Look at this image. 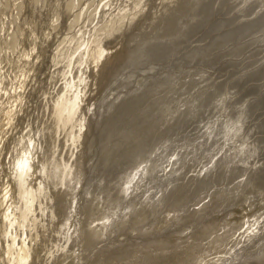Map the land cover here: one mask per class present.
<instances>
[{
  "label": "rangeland",
  "instance_id": "rangeland-1",
  "mask_svg": "<svg viewBox=\"0 0 264 264\" xmlns=\"http://www.w3.org/2000/svg\"><path fill=\"white\" fill-rule=\"evenodd\" d=\"M127 1H130V0H0V150L2 148V153H1V158H0V264H14L15 259L11 258V260L8 261V258L10 257L11 251L15 247H18L20 244H22L23 247H26V249H31L33 245H42L43 234L45 232V228L47 225H50L51 221H53L55 228H58L57 230L65 228V226L63 225L57 227L58 224H57L56 219L50 220L48 218L50 215L46 212L44 213V211L40 208L44 201V199H42L44 196V190H41L40 192H38V197L36 198L34 194L30 195L29 198L33 199L34 204H30L27 206V209L25 210V213H24V222L20 218V215L17 217V221H16L14 216H15V213H17L16 211L18 209L16 210L15 208V212H14V203L10 199V193L8 191V188L11 182V177L15 175H19L21 171L25 170V168H27L29 164L28 163L29 161L30 162L35 161L34 159L37 154L38 144H37V140L32 142V144L30 143V140L33 134L34 136H36V134L38 133V131L36 130L38 129L39 123H44L45 121L49 119V117L52 118V120L51 122H48L49 124L45 127V129L47 130V134L53 137L52 127H53L54 115L52 114L48 115V112H46V116L40 119L41 115H38L37 112L39 113V110L42 108L44 109V107L47 105L48 106L53 105L54 102L58 100L59 96L68 98L70 100L69 97L71 96L72 97L83 96L84 98V95L86 93L89 94L82 103L81 114L79 112H76V114L70 112L73 107V103L74 104L78 103L77 99H73V98L70 101L68 100L69 102L67 101L64 104L63 106L64 108H62L63 110L61 112V114L66 113L69 116L70 122L76 119V123L74 127L75 133H76V130L79 132L80 130L83 131L85 129V131H83L84 134H83L82 139H79L78 144L76 142L74 147L79 146V145H80L79 147H84L87 140H89L91 137H94L93 138L94 143H92L93 145L92 147H90L91 149H88V150L86 149L84 151V156L82 158V160L85 162V163L83 162V166L84 165L86 166V167L85 166L83 167V170H85L84 171V177L86 178L85 183L88 181L90 182L91 180L92 182H94L96 180L95 176L97 175L99 171L98 166L101 164L100 162L98 163L96 161L97 156H98V138H97L98 135L96 134L97 133L96 131L100 125L98 121L101 120L100 122H102L109 116V110H110V107L112 108L113 104L117 103V101L122 102L123 100L121 99H124V100L130 99L129 100L130 104L132 103L134 104L135 102H137L143 97L142 96L143 94L151 91L152 89H156V88H159L158 90V92H160L159 94H161L162 92H165L166 91L165 89L169 88L171 85L169 84V82L166 83L165 81L159 84L158 80L161 81V79L163 78L165 79L174 78V81L177 84V86L183 85L185 83L184 85L186 86V90L189 91V94H187L188 92L186 93L187 94L186 97H184L183 95L181 96V99H179L178 97L176 98L172 97L169 99L170 102L174 104L175 110L184 101L186 100L189 101L190 99V102H191L192 100L191 98L195 97L194 98L195 101L193 100L194 103L191 102V104H193V108H194L193 111L195 113H193V116H192L193 118L192 117L190 118V122L188 120V122L190 124H193L194 126L191 125L189 127L190 124L187 121H185L183 125L181 124L178 128H175V130L174 129L170 130L171 132L173 131L172 132L173 134L169 133L170 131H168L167 137H165L166 139L165 141H167V143L165 142L162 145V148L161 147L158 148L159 150L156 151L155 153L156 155L153 154L152 156L149 157V161H150L152 160V158L160 159L159 157L160 154H164L162 155V156H165L164 158L162 157L164 160L166 158H169L170 161L172 160L176 161L178 160L179 155H181L182 157L184 156L182 159L183 161L181 160L183 163L181 162L179 163L180 165L177 164V166H172L173 168L169 167V169H166L164 171L160 169L162 172L158 170V172L155 173L154 175L147 176L148 179L146 177H142L143 172L141 171L140 168H138V172H136L137 174H135L134 177H132L130 188L129 190H127L124 196L123 201L124 200L126 201H124L123 202L124 204L122 203L121 205L123 206L122 210L120 211V213L117 212V215H115L116 217H114L113 219H110V222L117 223L120 216L124 212L127 211L128 207L135 201V199L140 197L139 195L142 194L143 191L144 193H148L147 196L149 197V199H153V200H155V197L157 196L160 197L159 198L160 200L165 195V192L167 191L166 195H168L169 200L172 199L173 203L169 204L170 203L169 200L167 201L166 204L169 205V208L167 209V211H166L165 206L162 209H158L161 207L160 206L156 208L155 210H153V207H152L150 212H148V214L145 213L147 217L144 220L138 217L139 215L138 213L137 215L133 216V220L130 222L128 226H131L134 224L135 229L139 226L147 227V225H150V221H152L153 219L159 220L161 217L162 219L160 220V222L164 221V217H163L164 214L162 213L163 211H166L167 213L170 211L178 212L176 213L177 214L176 216H178L179 219L174 220L172 217L170 219L171 222L170 220L168 222L164 221L165 225L160 224L157 227L158 229L160 228H163V229L161 230L156 229L148 234H137V236H134V234H128V235L119 236L118 230L112 229V231L110 232L108 231L109 233L107 234L102 235L99 233L100 234L99 235L98 234L99 231H93L92 229V228L100 229L99 224L93 225V223L90 222L89 218L80 217L79 208L81 204L84 203L85 200L89 202H95L96 205L98 206L101 203V202L99 203L98 198L96 196H93L92 194H90L91 187L88 184H85L86 188L80 187L77 191L78 195L82 199L79 200L78 201L79 203H77L76 205L75 217L70 220V224L72 225L71 228H68L69 222H67L68 230H70L71 233L74 234L75 236L74 239H77L76 242L70 241V243L67 244L68 250H70L72 253H74L75 251H78L79 242L82 239H84L86 244L84 245L83 253L85 255L80 256L81 257L80 263L76 261H73V262L69 261L67 264H126V261L135 255H141V257L136 260L135 262L136 264H189L190 260L192 259V256L190 255H188V257L184 261H182L181 257H162L159 254L151 255L150 257H148L147 255L148 252H142L139 248H133L127 251L123 249L124 248L123 245L132 243V242L134 243L138 239H141V241H145V240L154 241V240L160 239L161 237H165V238L167 237V239H169L172 237L171 233L173 232V230L174 232L176 231L175 228H181L182 232H180V229L178 232L181 233V235H185L184 237H182V240L183 242L186 243L189 240H191L188 238L195 231L199 230V228H203L205 225H207V223L211 219L215 220L214 224H216L218 227L212 228L210 230L209 237L221 236L222 232L227 227L226 226L227 224H225L226 223L225 220H230L234 222V224L229 228V233L227 234V237L225 238V240H228L233 245L235 242L243 241V239L241 240L240 236L242 233H244V231L247 228H249V226H251L250 224H247V223L249 220L254 219V216L256 215L257 210L262 209L261 212L264 213V196H263L264 190L262 191L263 193L260 192L259 194L253 191L250 192V189H244V191L247 190L244 193V192H241L242 189L238 188L237 186L239 182H241V187H244V186L246 187L247 184L249 183L250 175L245 173L246 168H243V171L242 170L236 171L237 172L236 174L232 173L230 179L227 178L229 180L225 178L223 179V177L222 179L216 180V178L220 176L218 175L219 174L218 172H220L223 168L227 166V164L225 163L226 157H229V159L230 158L232 159L233 156L231 155H234L235 151L237 149H240L242 144L243 146L246 144L252 147L251 144L253 140L251 138L252 137L253 139L259 138L258 136H256L261 133L258 130H257L258 132L256 130L255 132L253 131V136L251 135L250 137L246 136L245 133L242 134V132H248L251 129L254 130L255 124H258L264 121V114L262 115L260 113V116H259L258 115L259 113H257L256 115H254L255 118L254 116L249 118L245 122L244 130H242L240 133H236L237 135L236 134L234 135L233 133L230 134L229 135L230 137L228 138L226 137L227 139L223 138L221 141L218 142L219 144H215L214 150L211 149L210 150L211 152H209V150H207L206 148L207 142L205 143V140L207 138V133L206 134H202L201 132L199 133L198 131L199 129H197L196 127V126L198 127L200 126V127H204L205 129V126L206 127L209 126L211 122H215L218 124L219 122H221L222 117L225 116L224 113L227 112L226 110L223 109L224 107H226L227 101L224 100L223 102L225 103L222 104L221 102L222 100H221L220 103L218 104V106L219 105L221 106L218 107L216 105L217 107L215 106L216 108H214L213 110L214 112L212 111L214 115L211 112L212 114L210 113L209 114L210 116L204 115L202 117L203 113L199 114L202 108H200L199 106L200 103H198V101L196 102V96L198 94L200 95V93L203 90L204 92L212 94L211 92L212 91L214 92V89L210 90L212 88V85H214L216 82L226 80L227 79L226 73H229L230 70L227 71L226 73L225 71L228 69H231L232 66H233L232 70H237V68L239 69L240 66L242 67V65L245 66V65H248L249 63L251 65H255L254 63H256L257 65H262V63L264 64V58H263L264 57L263 55L264 54V36L263 38L262 36L257 38L259 40V43L257 39L256 40L252 39L253 44L251 43V45L248 46L249 50L247 49L248 50L246 51L247 53L243 52L242 55L237 56L238 58L232 57V59L234 60V61L232 60V63L225 64V63H222L221 60H220L221 63L219 60H217V62H215L217 64L216 65L214 63L209 64L205 61H200L198 59H196L195 61L193 60L192 62H189L186 59L184 60L183 58H180V53H182V51L184 52L190 44L189 41L187 40V41H184L186 42V44L181 43L182 46L178 48L180 51H178V49H175L176 52L174 50L173 52L170 53V55H172V53L174 54L172 55V56H175L174 60L172 59L173 58L172 56L170 58L168 55L165 58V59L168 58L167 61H164L165 59H162L163 62L161 60L159 62L156 61V63L151 61V62L145 63L146 67L140 66L141 67L140 68L139 66L136 65L137 67L136 68L134 64L132 69H131V66L123 68L120 71V73H118V76L113 77V78L107 77L109 76V73H108L109 71L107 70H109L110 65L106 64L108 69L104 70V72L108 73V75L106 76L108 79L104 78L107 80L105 81L103 77L106 74L102 73L103 72L102 69L106 67L105 66H103L102 68L99 67L98 65H100V62L104 60L106 61V59H108L109 57L114 56L116 58L118 57L117 60L116 58H114L116 61L113 60L116 62L115 63V66H116L119 63L118 60L123 58L122 56H124V54L126 53L124 51V49H126L125 43L128 44L129 40L133 38L135 39L136 37H140V35L144 36L145 34H148V31H151L150 29H152L151 28L152 23L154 22L153 19L151 18L153 17L151 15L152 13L151 11H153V9L157 6L158 2H160V0H149L144 11L135 18L136 20H134L132 24L131 23L127 24V26L130 24L129 26L131 28L124 27L122 31H120V33L109 38L107 41H104L106 36L109 34L108 32H109V28L111 24L108 25L107 28H105L104 26L108 23V21H111L112 17L114 18L116 17L117 13H120V11L126 6V3H128ZM217 11L222 12L223 10L221 8ZM217 11L213 14L212 16L213 19L215 18L216 15H217L216 18L220 17V15L222 16L223 12L222 14L221 13L219 14ZM147 26H148V29L146 28ZM127 29L130 31H128ZM126 32L129 34H127ZM85 42H88V44L92 46V49L89 54L90 56L95 52L96 53L99 52L100 49L102 51L100 53L101 54L99 58L100 60H101V57L104 58L105 54L106 56L109 54V56H107L108 58H106L105 56V59H102L101 61L98 60L99 62L97 61L98 62L96 65L97 67L93 71V73H95L94 76L91 75L92 72L89 73L92 70L90 71L88 70L89 68L88 63H91L92 60L94 59H92L89 56V62H88L85 60V58H87L88 56L86 57V54H83L84 48L82 44ZM256 43L259 46L258 45L256 46ZM184 45L186 46L184 47ZM261 45L263 48L260 47ZM255 46L259 48L257 49ZM259 51L260 52L262 51L261 52L262 54L258 53ZM244 53L245 55H243ZM103 54L104 56H102ZM254 56L256 57V59ZM241 57L242 58L245 57V60L243 59L244 61H246V58H247V62L242 61ZM250 57H251V60H250L251 62H253V59L255 60L253 63L249 61ZM175 59H178V61H176ZM179 61L181 63L185 62L184 63L185 65L183 64L181 65ZM197 61H199L200 64H198ZM70 62L71 64L69 65ZM202 62L204 63L202 64ZM218 62H219V65L221 66L218 65ZM102 63L103 62H101V65L105 64V62L103 64ZM189 63L190 64L193 63L195 65L191 66ZM196 64H198V66ZM150 65H152V67L154 68L153 69L149 68ZM213 65H215V67H213ZM133 68L135 69L133 70ZM97 71H99V73ZM194 73L196 75H194ZM200 73L201 75L202 74L204 76L208 75L209 77L206 76L207 78H204L203 75L202 76L199 75ZM223 75L225 76L221 77ZM87 76H90L91 78L90 77L89 78L91 80L87 78ZM210 76L212 77V79ZM189 77L190 78L192 77L193 79L192 78L190 79ZM197 77L198 79H196ZM178 78H180L181 80ZM209 78H210V81H208ZM92 79H95V80H92ZM201 80L203 81L202 84H201ZM123 82L125 83L124 85L126 87L122 85ZM205 82L208 84H206ZM255 83L249 82V85L248 84L247 85L250 87V85L252 86V84H254V86L262 87V84H263L262 88L264 89V80L256 81ZM173 85L170 88L172 87H175L176 89L178 88L177 86L175 85L173 86ZM205 85L206 87H209V88H206ZM194 86L196 87L194 88ZM248 86H245L242 90H240L241 92L244 90V92L241 93L240 91H238L235 94L237 96H234V98H238L239 96L238 99L244 98L242 101H245L246 98L251 99L252 97L250 98L246 95L247 93L246 90L248 91ZM198 87L202 91H200ZM170 88L169 90H171ZM206 89L207 90L209 89V91H207ZM172 90H175V89L173 88ZM61 92H64V93H61ZM183 92H185V90ZM19 97L22 99V101ZM182 97H183V100H182ZM197 97H199V99L202 98L200 96H197ZM253 99L254 101H258V100L262 101V99L260 100V97L252 98L251 100ZM135 104L138 105L137 103ZM196 105L198 106L196 107ZM160 108L161 107L158 106L157 109H160ZM155 109L156 108H154L151 112L156 114V116L153 115L152 113H151L152 115L150 116L158 117V115H160V113L163 111L162 108H161L162 109L161 112L160 110L157 111V109L156 110ZM216 109L217 110L219 109V110L217 111ZM153 118L154 117L152 118L146 117V119L144 118L143 120H141L145 122V124L140 126L139 131H137L138 130L137 129L136 132L134 131L132 132V134L136 133L137 135H139L141 134L140 132L142 131L144 132V133L142 132V134H146L147 133L146 131L148 130L150 133L151 128H153V125L150 126L149 125L150 123H147V121H150ZM205 121L206 123L204 124L203 122ZM166 123L169 124V120L163 121L161 127H166L167 126ZM60 124L61 122L54 123V132L56 134L58 133L56 132V129L57 127L60 126ZM88 126H91V128ZM145 127H146V130H145ZM147 127L150 129L147 130ZM89 128L91 130H89ZM189 130H191V132ZM184 131H186L187 133ZM192 132H194V134ZM59 133L57 136V139H58L57 145L59 147H65L64 156L62 158H64V163H66L75 156L73 155V153L74 154L78 153L77 152L78 150L76 152H73L74 150L73 145L70 142L66 143L68 128L66 130L59 129ZM259 136H262V135H259ZM176 137H177V140H175ZM183 137H187V138H184L186 140L182 142ZM149 138L150 137H146L144 138V140L142 139L141 141L142 142L144 141L143 143L148 141L147 142L148 144L151 142L149 141L150 139L153 141L152 138L150 139ZM141 141L137 143L136 145H134L135 148L137 147L141 148L143 144ZM139 144H141V146ZM174 144L177 146H175ZM143 145L145 147V144ZM195 145L197 147L199 145V147L197 148V151L193 154V156L191 155L192 157L189 155L187 158L188 154L186 155L184 154L186 153V151L194 149ZM237 145H238V148H237ZM134 146L132 147L129 146V148L130 147L133 148ZM224 146L227 151L233 152V153H229L230 155H227V156L225 155L222 156V154L217 155L216 152L218 151V149ZM81 149L82 148H80L79 150ZM253 149L255 152L257 148L256 149L253 148ZM204 150L205 152H203ZM25 152H29L27 154V159L24 156ZM160 160L162 161V159ZM184 160L186 162H184ZM262 162H264V155L260 152L254 153L251 161L248 164L247 169L252 171L254 170L255 165H257L256 167H259V164ZM93 163L95 164L96 167L92 173V171L90 170V167H91L90 165L91 164L93 165ZM208 164L212 166L211 168H212V174L214 175L213 176L214 180L210 181V185H209L210 188L207 190V192H209L210 190L214 192L216 191L220 193L223 198L225 196H228L230 193H235L239 191L241 192L239 196L240 199L235 198L234 201H232L231 203L223 207L221 211L219 208L216 207V205H218L216 201H218V199L220 200L222 197L221 198L218 197L217 199H213L212 197L211 199L207 198L208 196L205 194L207 192H204L203 188L197 191V194L199 192L198 196L196 193H195L196 196H194L195 194H192L191 196H189V193L185 195L186 193L185 188L182 189L176 196H175L176 191L172 193V191H174L178 186L183 184L182 180L184 178H187L186 181L188 179L194 180L196 176L199 175V172H202V171L204 172L206 167H209ZM191 165L196 167L195 169L196 172L195 171L194 173L191 172L193 171L192 167L190 168ZM181 166L182 168H180ZM219 166H221L222 169L219 168ZM175 167L177 170L175 169ZM179 169L181 170L178 171ZM208 170L210 169L208 168ZM112 171L108 173L107 172L102 173L101 175L103 179L107 180L109 177H111L110 175H112L113 173ZM95 173L96 175H94ZM139 173L140 175H138ZM103 175H106V176H103ZM94 177L95 179L93 180ZM31 179L29 178L28 180L31 181ZM136 179H138L139 181ZM145 180L146 182H144ZM132 181L133 182L135 181L136 183L134 182L133 184ZM141 181L144 182V185L143 183H141ZM246 181H248L247 184H246ZM228 182L229 184H227ZM232 182L234 183L232 184ZM141 184L144 188L143 187L140 188ZM211 184L212 185L215 184V185L211 186ZM99 186H102V185H99ZM45 188L47 191L51 189L49 185H47ZM108 188L109 189H105V190L107 191V195L109 196L112 187H108ZM137 189H140L138 190L139 193L136 192ZM231 189L233 192L231 191ZM237 189L239 191H237ZM92 191H94L93 187H92ZM249 194L252 196H250ZM236 199H237V202H236ZM210 200H211V203H209ZM257 200H260V201L256 202ZM242 201L244 202V204L242 203ZM206 202L211 205L210 207H207L206 211L204 210L202 212H199V210L198 211L195 210L197 209L196 205H200L201 203L205 204ZM160 203L162 204L164 203V201L163 200L162 202L159 201L158 204ZM50 205L53 211L59 210L57 204L50 203ZM250 207H252V209H249ZM60 209L61 210L63 209L61 204H60ZM246 209H248L247 210L248 215H246ZM181 210H185V212L183 214L179 213ZM192 211H194L196 214L189 215V213H191ZM219 211H220V214H219ZM59 216H61V213L59 214ZM187 216L191 217L192 219L186 221L185 219L187 218ZM227 216L228 218L225 219V217ZM146 220L148 221L147 223L144 222ZM87 222L90 223V225ZM211 223L213 222H209L208 224H211ZM261 225H262L261 228H264V215H263ZM112 226L116 227V224ZM85 229H88V230H85ZM141 230H142V227L140 229V233H142ZM127 231H130V230H127ZM216 231H219V232H216ZM245 237L246 235H244V238ZM95 239H103L104 242L98 247L97 244L94 245ZM259 239H261L264 242L263 240L264 239V229L261 231V233H257V235L248 239L246 243H244L242 246L240 245L239 247L235 248V250H238L237 254H235L236 251L234 249H231L232 250L230 251L231 253L227 254L226 255L227 258L226 257L225 259L223 258L222 263L220 264H231V261L233 259L237 258L236 260H238L240 259L239 257L244 256V258L242 259L243 261L245 258L248 257V256L246 257V255L253 257L259 251H264L263 245L260 246V248L259 246H257L256 247L257 249L251 248L253 243ZM103 247H108V249L111 250V253H108L107 255H105V254H98V253L94 254L92 252L85 251V248L95 249L96 251H98L99 249H102ZM32 255L28 254V252L25 251L24 257L30 258L32 257ZM36 260L37 259H35V261ZM251 260L252 259H250V262L252 263L255 262L254 260L252 261ZM33 261L34 259L31 262ZM239 262H241V260Z\"/></svg>",
  "mask_w": 264,
  "mask_h": 264
},
{
  "label": "bare ground",
  "instance_id": "bare-ground-1",
  "mask_svg": "<svg viewBox=\"0 0 264 264\" xmlns=\"http://www.w3.org/2000/svg\"><path fill=\"white\" fill-rule=\"evenodd\" d=\"M148 1L149 0H130V1H127L128 3H126V6L120 11V13H117L116 17H114V18L112 17L111 21H108V23L104 26L105 28H107L108 25L111 24V26L109 28V32H108L109 34L106 36L104 41H107L109 38L120 33V31H122V29L124 27H130L129 26L130 24L128 26H127V24L128 23L132 24L133 21L136 20L135 18L140 13H142L144 11L145 7L148 4ZM122 6H123V4H122ZM221 8L223 10L222 11L223 14H222V12L217 11ZM216 11L219 14L221 13L222 16L220 15V17L216 18V16H217L216 15L215 18L213 19L212 16ZM151 12H152L151 15L153 16L151 18L154 21L152 23V27H151L152 29H150L151 31L147 30L148 29V26H147L146 30L148 31V34H145L144 36L140 35V37H136L135 39L133 38L134 40L133 39L129 40L128 44L125 43L126 49H124V51L126 53L124 54V56H122L123 58L118 60L119 63L116 66H115V63H116L115 61L118 59V57L116 58L113 56V57L108 58L107 56H109V54L107 56L105 54L106 58H108V59H106V61L105 60L101 61L102 59H105L104 54L102 55V56H104V58L101 57V60L99 59L101 56L100 53L102 52L101 49L99 52H97V53L95 52L90 56L89 54H90V51L92 49V46L89 45L88 42L83 43L82 44V46L84 48L83 54H86V57L88 56L87 58H85V60L89 62V56L92 59H94V60H92L91 63H88V67H89L88 70L89 71L92 70L89 73H91V72L93 73V71L97 67L96 66L97 63L99 62L98 60H100L103 63L105 62V64L101 65V62H100V65H98V66L101 68L103 66L106 67V68L102 69L103 70L102 73L106 74L103 77V79L104 78L108 79L107 77H110V78L116 77V76H118V73H120V71L123 68H126L128 66H131V69H132L134 64H135V67H136V65L140 67V66H145V63H148L151 61L155 62V63H156V61H158V62L160 60L162 61V59H165L168 55L171 58V56L174 54L172 53V55H170V53L173 52L175 49L180 48V46H182L181 43L186 44V42H184V41H187V40L189 41L190 44H189L188 48L186 47L187 49L184 52L182 51V53H180V58H183L184 60L186 59L189 62H192L193 60L195 61L196 59H198L200 61H205L209 64H213V63L216 64L215 62H217V60H219V61L221 60L222 63H225V64L226 63H232V60H233L232 57H237L239 55H242L243 52H246L249 50L248 46L251 45V43L253 44L252 39L256 40L260 36H262V38L264 36V0H160V2H158L157 6ZM218 13H216V14H218ZM139 18H141V17H139ZM149 22H150V20H149ZM128 31H130V30H128ZM127 34H129V33H127ZM258 43H259V40H258ZM254 44H255V42H254ZM257 45L258 44L256 43V46ZM185 46L186 45H184V47ZM184 47H182V48H184ZM251 47H250V49H251ZM260 47H262V45ZM254 48H253V50H254ZM256 48L258 49L259 47H256ZM178 51H180V50L178 49ZM175 52H176V50H175ZM261 52L259 51L258 53H261ZM178 54H177V56H178ZM243 55H245V53ZM250 56H251V54H250ZM255 56H257V55H255ZM172 57H173L172 59L174 60L175 56H172ZM245 57H243V58L241 57L242 61L245 60ZM114 58H116V60ZM167 59H165L164 61H167ZM255 59H256V57H255ZM113 60H115V61H113ZM175 60L178 61V59H175ZM238 60H240V59H238ZM250 60H251V57H250L249 61ZM221 61H220V63H221ZM254 61L255 60L253 59V62ZM197 62H198V64H200L199 61H197ZM244 62H247V58H246V61H244ZM253 62H251V63H253ZM184 63H181V65L182 64L185 65ZM193 63L192 64L189 63V64L191 66L195 65ZM203 63L204 62H202V64ZM70 64H71V62L69 63V65ZM106 64L110 65L109 70H107V71H109L108 72L109 76H107L108 73L104 72V70L108 69ZM198 64H196V65L198 66ZM249 64L245 65V66L242 65V67L240 66V68L239 69L237 68V70H232L233 66L231 69L226 70L225 73L230 70L229 73H226L227 79L216 82V83L214 82L215 84L213 83L214 85H212V88L210 89V90L214 89V92L213 91L211 92L212 94L214 93L213 94L214 96L210 93L204 92V90L203 91L200 90V88L198 87V89L202 92L200 93V95L198 94L197 96H200L202 98L199 99V97L196 96V102L198 101V103H200L199 106H200V108H202V110L200 109L202 112L199 110L200 111L199 114L203 113L202 117L204 115H209L214 110V108H216L218 106V104L220 103L221 100H222L221 101L222 104L225 103V102H223L224 100L227 101L226 102L227 109H226V107L223 108L227 112L225 111L226 112V113H224L225 116L222 117L221 122H219L218 124L215 122H211V124L209 126H207V127L205 126V129H204V127L196 126L197 129H199L198 130L199 133L200 132L202 134L207 133V138L205 140V143L207 142L206 148H207V150H209V152H211L210 151L211 149L214 150L215 144H219L218 142L221 141L223 138H226V137L228 138V137H230L229 136L230 134L233 133L235 135L236 133H240L242 130H244L245 122L249 118L253 117L257 113H259L258 114L259 116H260V113L262 115L264 114V89L262 88L263 84H262V87L254 86V84H252V86L250 85V87L248 86L249 82L255 83L256 81H263L264 80V64L263 63H262V65H257L256 63H254L255 65H251V64L249 65ZM158 65H157V67H158ZM218 65H219V62H218ZM219 66H221V65H219ZM206 67H207V65H206ZM213 67H215V65H213ZM222 67H224V66H222ZM236 67H237V65H236ZM149 68L153 69L154 67H152V65H150ZM217 68H218V66H217ZM134 69L135 68H133V70ZM180 69H181V67H180ZM98 70H99V68H98ZM201 71H202V69H201ZM97 72L99 73V71H97ZM92 73H91V75L94 76L95 73H93V74ZM190 74H192V73H190ZM87 75H88V73H87ZM194 75H196V74L194 73ZM199 75H201V73ZM90 76H87V78H89ZM179 76H181V75H179ZM206 76H208V75H206ZM206 76L203 75L204 78H207ZM224 76L225 75H223L221 77H224ZM212 77H213V75H212ZM212 77H211V79H212ZM92 78H94V77H92ZM182 78H184V77H182ZM106 79H104V80L107 81ZM178 79H180V78H178ZM196 79H198V77ZM92 80H95V79H92ZM164 81L166 83L169 82V84L171 86L173 84L174 85L176 84L174 81V78H171V79L163 78V79H161V81L158 80V83L160 84ZM186 81H188V80H186ZM208 81H210V78ZM83 82H85V81H83ZM202 83H203V81L201 80V84ZM104 84H105V82H104ZM124 84L125 83L123 82L122 85L125 86ZM184 84L180 85V86H177V84H176L175 86L178 87L177 89L175 87L170 88L171 86L170 87L167 86L171 90H169V88H166L165 89L166 91L164 90L165 92H162L164 94H162V93L159 94L160 93V92H158L159 88L152 89L151 91L143 94L142 95L143 97L140 100H138L137 102H135L138 105H136L135 103L130 104V102H129L130 99L129 100L128 99H125V100L121 99L123 101L122 102L117 101V103L112 105V108L109 106L110 110H109V116L106 118L107 120L105 119L102 122H100L101 120L98 121L100 123V125L98 123L99 127L97 126L98 128L96 131L97 132L96 134L98 135L97 136V138H98V156H97V160L96 159L95 160L98 163L100 162L101 164L98 166L99 171H98L97 175H96V173L94 174V175H96L95 176L96 180L94 182H92V180H91L90 182L88 181L85 183V179H86L84 177V171L85 170H83V167L85 165L83 166L84 161L82 160V158L84 156V151L86 149L87 150L91 149L90 147H92V145H93L92 143H94L93 142L94 137H91L89 140H87L84 147H79L80 145L74 147L76 142L78 144L79 139H82L83 134H84L83 131H85V129L83 131L80 130L79 132L76 130V133H75L74 127H75L76 119L74 121L70 122L69 116L66 113L61 114V112L63 110L62 108H64L63 107L64 104L69 99L59 96L58 100L55 101L53 105H51V106L47 105L44 107V109L43 108L40 109L39 113L37 112L38 115H41L40 119L46 116V112H48V115L49 114L54 115L53 127H52L53 137L51 135L49 136L47 134V130L45 129V127L49 124L48 122H51V120H52V118L49 117V119L47 121H45L44 123H39L38 129L36 130V131H38V133L36 134V136H34V134H33L34 137L32 136V138L30 140L31 144L35 140H37V144H38L37 154H36L35 159H34L35 161H33V162L29 161L28 162L29 164H28L27 168H25V170L21 171L19 175H15V176L11 177V182H10V186L8 188V191L10 193V199L14 203V212H15V208H16V210L18 209L16 211L17 213H15L14 217H15V220L17 221V217L20 215V218L24 222V213H25V210L27 209V206L30 204H34L33 199L29 198L30 195L34 194V196L36 198V197H38V192H40L41 190H44V196L42 198V199H44V201H43L42 206L40 208L44 211V213L46 212L50 215L48 217L50 220L56 219L57 224H58L57 227L63 225V226H65V228L57 230L58 228H55L53 221H51L50 225H47L45 228V232L43 234L42 245H33V247L31 249H26V247H23V245L20 244L18 247H15L11 251L10 257L8 258V261H10L12 258V259H15L14 264H27V263L28 264H31V263H33V264H67L69 261H71V262L76 261V262L80 263L81 262L80 256L85 255L83 253V251H84L83 248H84V245L86 244V242L84 241V239H82L79 242L78 251H75L74 253H72L70 250H68L67 244L70 243V241H74V242L77 241V239H74L75 238L74 234L71 233V231L68 230V228L72 227V225L70 224V220L75 217L76 205H77V203H79L78 201L82 199L78 195L77 191L80 187L86 188L85 184H88L91 187L90 194H92L93 196H96L98 198L99 203L100 202L101 203L98 206V205H96L95 202H89V201L85 200L84 203L81 204V206L79 208L80 217L89 218L90 222L93 223V225L99 224L100 229L92 228L93 231H99L98 234L99 233L102 235L107 234L110 231H112V229L118 230L119 236L128 235V234H134V236H137V234H148V233H150L156 229L157 230L163 229V228L158 229L157 227L160 224L165 225L164 221L168 222L172 217L174 220L179 219L178 216H176L177 215L176 213H178V212H173V211H170L168 213L166 212L167 209L169 208V205L166 204L167 201L169 200L168 195H166L167 191L165 192L166 196L164 195L160 200H159L160 197H158V196L155 197V200L149 199V197L147 196L148 193H144V191H143L142 194L139 195L140 197L135 199V201L128 207L127 211L124 212L120 216L117 223H111L110 222V219H113L114 217H116L115 215H117V212L120 213V211L122 210L123 206H121V205L124 201H126V200L123 201L124 196H125L127 190H129L132 177H134V175L137 174L136 172H138V168H140L141 171L143 172L142 177L147 178V176L154 175L160 169L162 171H164L166 169H169V167L171 168L172 166H177V164H179L183 161L182 159L184 156L182 157L181 155H179L178 160H176V161H174V160L170 161L169 158H166L164 160L163 158L165 156H162L164 154H160V156H159L160 159H162V161L160 159H154V158H152V160L149 161V157L152 156L153 154L156 155L155 153L157 150H159L158 148L159 147L162 148V145L165 142L167 143V141H165L166 140L165 137H167L168 131H170L172 129L175 130V128H178L181 124L183 125V123L185 121L188 122V120H189V122H190V118L193 116V113H195L193 111V109H194L193 104H191V102L194 103L195 97L194 98L190 97L192 99L191 102H190V99H189V101L188 100L184 101L182 104L179 105V107L176 110L174 109V104L171 103L169 100L172 97L173 98L178 97L179 99H181V96L184 95V97H186L187 94H189V91L186 90V86ZM206 84H208V83H206ZM103 85H102V87H103ZM163 85H164V83H163ZM165 86H166V84H165ZM245 86H248V91L246 90V92H247L246 95L248 97H250V98L251 97L252 98L260 97V100L262 99V101H259V100L254 101V99L251 100L252 98L251 99L246 98L245 101H242L244 98L238 99L239 96H238V98H234V96H237L235 94L238 91L242 90ZM87 87H88V85H87ZM195 87L196 86H194V88ZM205 87H206V85H205ZM173 88L175 90H172ZM206 88H209V87H206ZM184 90H185V92H183ZM207 91H209V89ZM242 92H244V90ZM61 93H64V92H61ZM75 93H76V91H75ZM86 94L84 95V98H83V96H78V97L77 96H75V97L71 96V97H69L70 100L73 98V99H77V102H78L75 104L73 103V107H72L70 112L75 113V114H76V112H79L81 114L82 103L87 98V96L89 95V94H87V95ZM167 100H169V101H167ZM182 100H183V97H182ZM21 101H22V99H21ZM179 102H180V100H179ZM52 106H53V108H52ZM66 106H67V104H66ZM158 106H160L163 109L162 112H161V110H162L161 108L157 109ZM197 106L198 105H196V107ZM219 106H221V105H219ZM154 108H156L157 111L160 110V112H161L160 115H158V117H155L156 114L151 112ZM50 109H51V111H50ZM140 109H142V110H140ZM110 111H111V113H110ZM151 113L155 116H150V115H152ZM213 115H214V113H213ZM146 117L147 118L148 117H151V118L154 117L152 120L147 121V123H150L149 124L150 126L153 125L154 129L151 128L150 133H149L148 129H150V128L147 127L148 131H146V132L148 134L147 133L142 134L143 131L140 132L141 134H139V135H137L136 133L132 134V132H134V131L136 132L137 129H138L137 131H139L140 126L145 124V122H143L141 120H143L144 118L146 119ZM254 118H255V116H254ZM256 118H257V116H256ZM165 120H169V124L166 123V125H167L166 127H161L162 122ZM192 120H194V119H192ZM58 122H61V124L59 127H57L56 132L59 133V129L60 130L61 129L66 130L68 128L67 142L66 143L70 142L73 145V147H74L73 152H76L78 150L77 151L78 153H75V154L73 153V155H75V156L74 157L72 156L73 158H71V160H69L66 163H64V158H62L64 156L65 147H59L57 145L58 133L56 134L54 132V123H58ZM153 123H155V124H153ZM203 123L205 124L206 121ZM191 125H193V124H190L189 127ZM145 126H147V125H145ZM88 127L91 128V126H88ZM241 127H242V129H241ZM90 128H89V130H91ZM252 128H253V126H252ZM49 129H48V131H49ZM94 130H96V129H94ZM145 130H146V127H145ZM255 130L260 131L261 133L259 132L260 133L259 135H262V136L256 135L259 137L258 139H253V137L251 138L253 140V142L251 144L252 147L255 149L257 148L255 150V152H254V149L250 145L248 146L245 144L246 146L245 145L243 146V144H242L241 148L239 147L240 149H237L238 148V145H237V148H235L237 150L236 151L234 150L235 151L234 155H231V156H233V158L232 159L230 158L231 159L230 160L229 157H226L225 163L227 164V166L223 169L221 168V166H219V168H221L222 170L220 169L221 171L218 172L219 173L218 175H220V176H218L216 178V180L222 179V177H223V179L224 178L230 179L232 173L236 174L237 173L236 171H241V170L243 171V168H246L245 173L250 175V179H249L250 181L248 184H247L248 181H246V184H247L246 187L245 186L241 187V182H239L237 184L238 188L242 189L241 192H244V193L247 191V190L244 191V189H250V192L253 191V192H257L260 194V192H262L264 190V162L260 163L259 167H256L257 165H255L254 166L255 168L252 171L247 169V167H248V164L251 161L254 153L260 152L264 155V121H262L258 124H255L254 130L251 129L248 132H242V134L245 133L246 136L250 137L251 135L253 136V131L255 132ZM189 131L191 132V130H189ZM62 132H60V133H62ZM172 132L170 131L169 133H172ZM184 132H186V131H184ZM175 133H176V131H175ZM177 133H178V131H177ZM192 133L194 134V132H192ZM146 137L152 138L153 141L149 138L150 139L149 141H151L150 143L147 144L148 141L143 143L144 141L142 142L141 140L142 139L144 140V138H146ZM170 138H171V136H170ZM184 138H187V137H183L182 142L184 140H186ZM239 138H240V136H239ZM145 140H147V139H145ZM175 140H177V137ZM140 141L143 144H145V147L143 144H142V146L144 148L141 146V144H139L141 146V148H139L137 146H136L137 148H135L134 145H136ZM172 141H174V140H172ZM178 142H179V140H178ZM129 146H131V147L134 146V147L129 148ZM175 146H177V145H175ZM198 147H199V145H198ZM198 147L195 145L194 149L186 151V153L184 155L188 154L187 158L189 155L193 156V154L197 151ZM80 148H82V149L79 150ZM203 148H202V150H203ZM56 149H57V151H56ZM205 150L203 152H205ZM1 153H2V148L0 150V158H1ZM28 153L29 152H25L24 156L26 157V159H27ZM229 153H233V152L227 151L225 149V146L220 147L218 149V151L216 152L217 155L222 154V156L223 155H225V156L230 155ZM237 154H239V155H237ZM184 162H186V161L184 160ZM94 163H93V165L92 164L90 165L91 167L89 166L92 173L96 167ZM96 165H97V163H96ZM208 165H209V167H206L204 172L203 171L199 172V175L196 176V178L194 180L188 179L186 181L187 178H184L182 180L183 184L178 186L174 191H172V193H174L176 191V193H175V196H176L184 188L186 189L185 195H187L189 193V196H191L192 194H195V193L197 194V191L200 190L201 188L204 189V192H207V190L210 188L209 187L210 181L214 180L213 179L214 175L212 174V168H211L212 166L210 164H208ZM191 167L193 170L191 172L194 173L196 167L193 165H191L190 168ZM180 168H182V166ZM208 168L210 170H208ZM112 169H113V171H112ZM175 169H176V167H175ZM29 170H30V172H29ZM161 170H160V172H162ZM180 170L181 169H179L178 171H180ZM111 171L113 172L112 175H110L111 177H109L107 180H104L101 174L105 173V172L108 173ZM26 173H27V175H26ZM235 174H233V175H235ZM90 175H92V174H90ZM138 175H140V173ZM103 176H106V175H103ZM107 176H109V175H107ZM95 177L93 178V180L95 179ZM161 177H162V175H161ZM29 178L30 179L32 178L31 181L28 180ZM146 178H144V179H146ZM138 179H139V177H138ZM138 179H136V180H138ZM229 179H227V180H229ZM153 180H154V178H153ZM134 182H133V184H134ZM144 182H146V180ZM144 182L141 181V183H143V185H144ZM233 183L234 182H232V184ZM139 184H140V182H139ZM212 184H211V186L215 185V184L214 185H212ZM227 184H229V182ZM47 185H49L51 188L48 191L45 188ZM99 185H102V186H99ZM92 187L94 188V191H92ZM108 187H112L109 196L107 195V191L105 190V189H109ZM142 187L143 186L141 184L140 188H142ZM134 190H135V188H134ZM134 190H133V192H134ZM138 190H140V189H137L136 192L139 193ZM231 191H232V189H231ZM237 191H239V190L237 189ZM130 192H132V191H130ZM241 192L239 191V192H235V193H230L228 196H225L224 198L221 196L220 193H218L216 191L214 192L212 190H210L209 192H207L205 194L208 196L207 198H210V199H211V197L213 199H217L218 197H220V198L222 197L220 200L218 199V201H216V203H218V205H216V207L219 208L221 211V209L223 207H225L227 204L234 201L235 198H239ZM134 194H135V192H134ZM196 194L194 196H196ZM131 195H133V194H131ZM198 195H199V192H198L197 196ZM250 196H252V195H250ZM243 197H244V195H243ZM245 198H246V196H245ZM257 198H258V196H257ZM162 200L164 201V203L158 204V202L159 201L162 202ZM190 200H192V199H190ZM259 201L260 200H257L256 202H259ZM169 202H170L169 204L173 203L172 199H170ZM236 202H237V199H236ZM50 203L51 204H57L59 210L53 211ZM209 203H211V200ZM209 203L206 202L205 204L201 203L200 205H196L197 209H195V210H197V211L199 210V212H202L204 210L206 211L207 207L211 206ZM242 203L244 204L243 201H242ZM60 204L63 208L62 210L60 209ZM164 206L166 207V211L162 212L164 214V216H163L164 221L160 222V220L162 219V217L160 216L161 218L159 220L153 219L154 221L153 220L150 221V225H147V227L146 226H144V227L139 226L135 229L134 224L131 226H128L130 224V222L133 220V216L137 215L138 213H139L138 217L142 218L144 220L147 217V215H145V213L148 214V212H150L152 207H153V210H155L158 207H160L158 209H162ZM249 209H252V207H250ZM254 209H256V208H254ZM247 210L248 209H246V215H248ZM220 211H219V214H220ZM261 211H262V209L257 210L256 215L254 216V219H251L248 221L247 224H250L251 226H249V228H247L244 231V233L241 234L240 237H241V240L243 239V241L235 242L233 245L228 240H225V238L227 237V234L229 233V228L234 224V222H232L230 220H225L226 221L225 224H227L226 225L227 227L224 229L221 236L209 237L210 230L212 228L218 227L216 224H214L215 220L211 219L209 222H213V223L208 224L209 223L208 222L207 225H205L203 228H199V230L195 231L188 238V239H191V240H189L190 243H189V241L186 243L183 242L182 237H184L185 235H181V233L178 232L179 229H180V232H182L181 228H175L176 231L174 232V230H173V232L171 233L172 237L169 239H167V237L166 238L161 237L160 239L154 240V241H150V240L141 241V239H138L134 243L132 242V243L124 244L123 249L128 251V250H131L133 248H139L142 252H148V254H147L148 257H150L151 255H158L159 254L162 257H181L182 261H184L188 257V255H190V256H192V259L190 260L189 264H220V263H222L223 258L225 259L226 255L231 253L230 252V251H232L231 249L235 250V248L239 247L240 245L242 246L244 243H246V241L248 239L257 235V233H261V231L264 229V228H261L262 227L261 223H262V219H263V215H264V213ZM184 212H185V210H181L179 213L183 214ZM60 213H61V216H59ZM193 214H196V213L194 211L189 213V215H193ZM227 218H228V216L225 217V219H227ZM191 219H192L191 217L187 216V218L185 220L187 221V220H191ZM23 222H22V224H23ZM67 222H69L68 228H67ZM144 222L147 223L148 221L146 220ZM170 222H171V220H170ZM88 224L90 225V223H88ZM115 224H116V227H113L112 225H115ZM2 227H1V229H2ZM141 227H142V230H141L142 233H140ZM85 230H88V229H85ZM127 230H130V231H127ZM216 232H219V231H216ZM102 235H101V237H102ZM244 235H246L245 238H244ZM103 242H104L103 239H95L94 245L97 244V246L99 247V245H101ZM262 245L264 246V242L261 239H259L253 243L251 248L255 249L257 246H259V248H260V246H262ZM25 251L28 252V254H31V255L33 254L32 257H30V258L24 257ZM85 251L92 252L94 254L98 253V254H105V255H107L108 253H111V250L108 249V247H103L102 249H99L98 251H96L95 249L85 248ZM235 251H236L235 254H237L238 250H235ZM247 254H249V253H247ZM252 255H254V254H252ZM140 257H141V255H135V256L129 258L126 261V264H136L135 263L136 260L139 259ZM246 257L247 258H245L243 261H242V259L244 258V256L239 257L240 259H238V260H236L237 258L233 259L232 260L233 262L231 261V264H240V263L241 264H253V263L254 264H264V251H259L253 257L249 256V255H246ZM33 259H34V261L31 262ZM35 259H37V260L35 261ZM250 259L254 260L255 262H253V263L250 262ZM240 260H241V262H239Z\"/></svg>",
  "mask_w": 264,
  "mask_h": 264
}]
</instances>
